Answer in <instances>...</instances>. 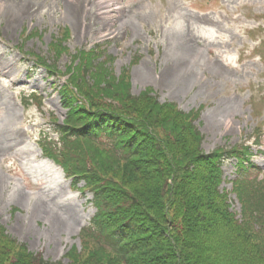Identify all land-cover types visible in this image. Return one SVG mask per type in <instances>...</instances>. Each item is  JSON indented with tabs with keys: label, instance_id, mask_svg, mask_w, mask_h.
Returning <instances> with one entry per match:
<instances>
[{
	"label": "rangeland",
	"instance_id": "obj_1",
	"mask_svg": "<svg viewBox=\"0 0 264 264\" xmlns=\"http://www.w3.org/2000/svg\"><path fill=\"white\" fill-rule=\"evenodd\" d=\"M207 1L0 0V226L9 235L47 260L67 263L97 211L86 181L67 178L40 143L54 130L52 117L67 116L60 89L69 75L62 72L84 49L97 47L99 60L114 57L117 80L128 70L132 94L152 88L161 102L199 110L206 153L251 144L249 167L264 173V142L254 141L264 126V44L257 47L264 0ZM58 39L69 49L59 56L51 46ZM34 91L44 96L42 107ZM237 167L226 159L221 191L232 188Z\"/></svg>",
	"mask_w": 264,
	"mask_h": 264
},
{
	"label": "trees",
	"instance_id": "obj_2",
	"mask_svg": "<svg viewBox=\"0 0 264 264\" xmlns=\"http://www.w3.org/2000/svg\"><path fill=\"white\" fill-rule=\"evenodd\" d=\"M62 43H51L58 56L69 50ZM101 55L80 50L58 70L69 75L60 90L68 112L63 122L52 117L57 136L41 140L45 155L94 192L81 249L72 247L67 263L50 261L0 226V264H264V175H239L232 191L220 190L223 160L235 157L242 173L250 146L206 153L199 110L161 102L152 88L132 94L128 70L117 80L112 57Z\"/></svg>",
	"mask_w": 264,
	"mask_h": 264
},
{
	"label": "bare ground",
	"instance_id": "obj_3",
	"mask_svg": "<svg viewBox=\"0 0 264 264\" xmlns=\"http://www.w3.org/2000/svg\"><path fill=\"white\" fill-rule=\"evenodd\" d=\"M190 53L193 55L195 53V49L194 48H191Z\"/></svg>",
	"mask_w": 264,
	"mask_h": 264
}]
</instances>
